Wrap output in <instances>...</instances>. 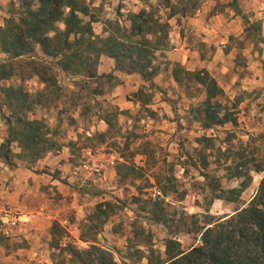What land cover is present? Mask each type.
Returning <instances> with one entry per match:
<instances>
[{
    "label": "rangeland",
    "instance_id": "374dc122",
    "mask_svg": "<svg viewBox=\"0 0 264 264\" xmlns=\"http://www.w3.org/2000/svg\"><path fill=\"white\" fill-rule=\"evenodd\" d=\"M229 1L85 0L95 35H107L108 21L129 26L130 14L151 8L155 18L167 24L166 47L157 55L171 61L169 53L180 43L195 47L222 88L217 98L222 108L219 116L224 111L230 114L229 122L212 130L197 121L202 88L193 81L178 84L165 70L150 83L138 73L115 69L114 60L101 55L95 75L88 76L84 71L62 70L58 59L44 54L39 45L15 58L0 51V63L6 61L13 70L5 85L21 89L29 102L28 107L17 108L0 92V144L8 137V125L17 128L19 119L42 121L46 137L56 145L41 158L64 155L62 162L76 170L78 179L62 182L70 192L72 187L79 190L87 203L78 218L75 210L72 214L63 209L49 219L62 229L61 247L69 242L87 248V238L119 264H147L150 250L165 257L164 243L172 236L167 226L174 232L180 229L174 238L186 250L199 241V233L185 231L194 220L202 224L203 214L231 213L251 199L264 174L255 171L264 169V0H237L241 14L233 11ZM198 17L199 25L192 22ZM63 28L61 21L55 23L56 30ZM202 137L209 141L200 142ZM6 148L10 161L1 155ZM88 150L99 157L114 156L115 164L101 176L86 175L78 168ZM201 157L206 158V166ZM37 160L23 156L16 141L0 145V171L30 168ZM248 176L251 181L237 201L214 198L216 187L211 184L229 189ZM37 205L30 210L32 215H37ZM97 205L108 216L99 232L90 235L87 219L94 216ZM154 213L163 214L168 225L156 221ZM51 224L40 245L36 243L37 256H32L33 251L15 253L3 264H53L60 247L54 245ZM14 229L8 235L0 232L6 254L27 246L11 239Z\"/></svg>",
    "mask_w": 264,
    "mask_h": 264
},
{
    "label": "trees",
    "instance_id": "16d2710c",
    "mask_svg": "<svg viewBox=\"0 0 264 264\" xmlns=\"http://www.w3.org/2000/svg\"><path fill=\"white\" fill-rule=\"evenodd\" d=\"M17 1V6L15 0L8 3L9 16L0 26V51L9 54L10 58L27 54L35 45H39L44 54L58 59L62 70L84 71L88 76L95 75L94 66L101 55L112 58L115 69L128 74L138 73L143 80L150 83L160 70H165L178 84L193 81L202 88L197 121L204 128L230 121L227 111L219 116L222 108L217 98L222 95V88L205 68L188 70L179 63L169 61L163 54L157 55L166 47L167 24L155 18L151 8H142L130 14L129 26H121L117 21H108L107 35L101 37L95 35L92 30L91 23L94 20L89 14L85 0ZM228 5L235 13L241 14L237 0H230ZM83 16L89 18L85 20ZM58 21L64 25L61 30L55 29V23ZM51 30H55L54 34L49 35ZM12 73L13 70L6 61L0 63V92L10 104L15 103L17 108L25 104L28 107L25 92L5 85ZM104 121L110 127V121ZM18 123L17 128L8 125V137L0 144L1 148L5 143L16 141L23 156L37 160L55 147V142L46 137L42 121L19 119ZM199 141H209V138L202 137ZM9 154L8 148L1 152L6 161H10ZM199 161L202 166L208 163L205 157H201ZM255 171L264 169L257 167ZM201 175L205 180L209 179L208 174ZM240 176L237 174V177ZM250 181L251 176H248L246 181L243 180L238 186L229 189L211 184L216 187L212 189L213 196L226 202L237 201ZM103 203L110 206V202ZM98 208L97 205L94 216L87 219L90 235L97 234L107 220V212ZM154 217L156 221L168 225L163 214L154 213ZM190 217L195 218V215ZM203 219L202 224H197L194 220L192 227L185 230L200 234L198 243L186 250L174 238L180 229L174 232L167 226L172 236L164 243L165 257L155 256L153 250H150L146 256L147 264H264V174L246 205L217 217L205 213ZM51 234L55 247H60L53 264H119L109 251L87 238L85 241L90 242L87 248L78 249L69 242L61 247L59 241L62 229L56 222L51 224Z\"/></svg>",
    "mask_w": 264,
    "mask_h": 264
},
{
    "label": "crops",
    "instance_id": "0c3cea01",
    "mask_svg": "<svg viewBox=\"0 0 264 264\" xmlns=\"http://www.w3.org/2000/svg\"><path fill=\"white\" fill-rule=\"evenodd\" d=\"M9 1L0 0V25L3 24L4 18L7 16L5 5ZM192 22L199 25L200 18L198 17ZM202 28L204 29V27ZM203 41L206 42L207 40L204 39ZM175 49L169 53L168 57L171 61L179 63L188 70L200 68L209 70L206 61L201 58L195 47L180 43V47ZM63 157L65 156L62 154L47 155L38 159L35 165L30 168L14 167L7 171H0V210L4 204H9L19 209L27 219L13 230L11 238L23 242V244L27 243V246L24 244L16 252H12L13 254H6L3 251V245L0 243V264L15 256V253L25 254L37 250L36 243L40 245V240L46 234V228L51 224L50 220L58 217L63 209L70 213L73 212L72 214L75 210L76 218L82 210L87 209V203L82 200V193L73 187L72 192H70L68 186L62 182L65 178L68 181L78 179L76 170L70 166L68 168V165L62 162ZM37 169L39 170L37 171ZM112 172L113 174L117 173L113 168ZM68 194L71 196L67 198L66 195ZM36 205L38 206L35 213L37 215H32L30 210L36 208Z\"/></svg>",
    "mask_w": 264,
    "mask_h": 264
},
{
    "label": "built area",
    "instance_id": "2783aa9c",
    "mask_svg": "<svg viewBox=\"0 0 264 264\" xmlns=\"http://www.w3.org/2000/svg\"><path fill=\"white\" fill-rule=\"evenodd\" d=\"M212 130V127L209 128ZM115 164V157L110 155L107 157H99L92 154L90 150L86 152V156L82 160L79 170L84 172L88 176H101L103 175L109 166ZM159 194V191H156ZM23 214L19 209L7 204L3 206L0 210V232L2 234L8 235L10 231L16 228L20 223L25 222L22 219ZM32 256H37V252L33 251Z\"/></svg>",
    "mask_w": 264,
    "mask_h": 264
}]
</instances>
